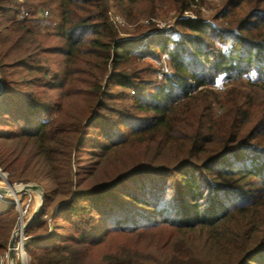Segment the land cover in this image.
<instances>
[{"label":"trees","instance_id":"1","mask_svg":"<svg viewBox=\"0 0 264 264\" xmlns=\"http://www.w3.org/2000/svg\"><path fill=\"white\" fill-rule=\"evenodd\" d=\"M8 1L0 0V21L15 10ZM107 1H47L59 12L58 47L39 44L37 37L47 35L35 36L28 25L32 19L7 17L0 22V128L8 118L26 123L0 132V167L10 170L18 163L20 144L29 147L31 162L48 167L44 178L54 184L48 192L42 188L41 208L24 231L30 264H264V0H223L214 20H226L225 26L203 21L193 7L196 0H172L180 15L177 36L149 39L139 54L118 39ZM113 1L134 18V5L141 4V14H153L158 0ZM144 3L151 9L146 11ZM48 53L64 56L63 67L51 77L43 65L42 55ZM160 55L169 60L171 73L151 89L153 82L142 79L148 67H138L136 59ZM219 76L230 85L222 93L212 89ZM242 78L260 91L259 101L232 85ZM111 84L114 92L108 91ZM49 90L55 99L50 95L48 104L43 96ZM126 91L132 101L128 109L123 107L129 111L125 117L137 123L118 137L102 130L105 143L98 152L115 166L121 149L130 145L136 150L129 159H136L126 163L131 165L128 171L116 169L109 183L72 191L69 149L82 120L102 112L99 118L111 125L107 101L117 94L124 97ZM76 100L83 104L82 114L65 112ZM214 103L224 106L223 112L216 114ZM52 111H57L56 118L29 119ZM7 139L18 142L9 145L14 151L1 143ZM142 173L151 177L147 190L139 188L145 198L131 193L122 197L149 208L152 215L146 222L135 225L131 219L137 211L127 208L103 213L97 205L104 202L105 191L130 174ZM58 195L65 196L59 211L72 226L65 236L51 233L52 226L41 219ZM16 214L13 205L0 201V251L8 245ZM108 218L117 224L103 229ZM158 228L168 231L162 246L174 244V253H95L113 235H143ZM41 231L47 233L35 235Z\"/></svg>","mask_w":264,"mask_h":264},{"label":"rangeland","instance_id":"2","mask_svg":"<svg viewBox=\"0 0 264 264\" xmlns=\"http://www.w3.org/2000/svg\"><path fill=\"white\" fill-rule=\"evenodd\" d=\"M43 1H46V3L42 2L41 0H9L8 4L14 7L15 10L10 14H3V16H1L3 17L2 21L0 22H5V20L3 19H7V17H10L14 20H20L23 18L32 19L31 22L28 23V25L34 30L35 36H38V34L47 35V37L45 36V38L39 36L37 37L38 41L40 42L39 44L42 46L58 47L60 43L57 34L59 12L56 10V4H50V2H47L49 0ZM224 4L225 3L223 0H196L195 4H193V7L199 12V16L203 21H213L215 24H221L225 26L227 22L226 20H214V17L218 14L219 10L224 6ZM107 5V15L111 24L116 29L118 39L126 41V45H128L127 48H129L130 50H134L137 54H139V49H142L143 44L147 43L149 39L156 41L167 36H177L178 27L175 25V21L179 18L180 15L175 8L176 5L172 2V0H158L152 8L153 14H141L138 11V9H143L140 7L141 4L139 3L134 5L133 7L135 9L132 10V12L133 14L135 13V16L139 14L137 18H135V16L134 18H128L127 16H125L124 13L120 11L119 7L114 4L113 0H108ZM142 5L144 8H146V11L151 9L150 7L145 6L147 5V3H144ZM42 57L44 58L43 65H45V67H47L49 70L48 77H51L55 72L63 67L61 62L64 56L61 53L43 54ZM136 61V65L138 67H148L144 71L145 74H143L142 79H150L153 82L151 89L162 85L165 75H169L171 73L170 62L164 55H160V57L156 60H150L148 58L142 59L138 57ZM133 66H135V64H133ZM21 77L25 78L26 75L24 74V76ZM247 81L248 78H242L238 81H235L232 85L242 93L251 95L253 98H255V100L259 101V99L261 98L260 91L256 88H249L246 83ZM227 83L228 81H226L223 76H219L216 79V83L212 89L217 93H222L230 87V85H227ZM108 91H115L112 84L109 86ZM126 93L128 94H126L124 97H121V95L119 96L117 94L115 98L107 101V107L111 109L110 116L113 117L111 119L114 120L111 125L104 124L100 119L102 118L100 117V115H102V112L97 113V115H99L97 117H95V114L93 113L88 118L82 120L79 136L77 137L76 141H74L73 146L69 149L70 161L67 168L72 181V191H89L92 188L97 189L100 187V185H102L101 183H109V180H107V178L112 176L116 169L120 170V172L128 171L131 165H128L126 163H132L133 159H136L135 156L129 159L130 155L133 154L136 150L133 149V146L130 145H127L123 147V149H121L118 155L120 157V159H118L119 163L117 162V165L115 166L111 165V160L107 159V156L102 157L100 155V152H98V145L105 143V139L103 136L104 133H102V130H108V132L116 134L118 137V135L122 136L128 134L130 131L129 127H132L137 123V121L131 120L130 118H128V116L125 117L126 115H129V111L127 109L130 107L132 101V94L129 93V91H126ZM50 95L52 99H55V96L52 95L49 90L47 91V94L43 96V101L48 102L49 104ZM123 107L127 109H124ZM83 109L84 108L81 101L76 100L66 107L65 112L82 114ZM117 110L120 111V115L118 117L116 116V114H114ZM213 110L216 114H219L223 112L224 106L218 103H214ZM57 115V111H52L51 114L49 113L46 115H30L29 119H31V121H43L56 118ZM6 120V123H4L0 128V132L17 129L18 127L20 128V126L24 128L26 125V123H24V125H22L23 123L16 124L14 122L15 120L11 118H8ZM117 125L119 129L114 128ZM9 139L1 143H3V146H7V150L14 151V147L9 145L17 144L18 142H16V140ZM20 143L25 142L20 141ZM19 147L20 149L22 148L21 151L23 154H21V159L18 161V163L13 164L10 170H1L5 174L6 180L11 185L24 186L36 184L41 188H44V190L48 192L49 189L54 186V184L49 183V181L44 178L48 167H39V165L37 166L35 159H31L32 162L29 160V158L27 157L29 147L23 148L20 144ZM66 166L67 164L64 165L63 169H65ZM1 168L2 167H0V169ZM150 180L151 177L149 176V173L130 174V176H127L125 180L118 182L107 191H105V196L103 197L104 202L97 206L102 209L103 213L108 212V210H112L113 213L119 214V212H121V209L123 208H127L128 212L129 210L131 212L137 211V214L131 220L135 222V225H142L146 222L147 216L152 215V213L147 210L149 208L145 207L144 205H136L135 203L132 204L130 201H126L122 197V194L131 193L134 194L135 197L143 200L145 198V194L143 193L144 191L140 190L139 188L141 187L142 189L145 188V190H147L150 184ZM4 186L5 181L0 176V187ZM62 197L65 196L58 195L51 203L49 202L48 206L45 208V211H43V215H45V217L42 215L41 219H45L48 225L52 226L51 233L65 236L68 234L72 226L65 221L63 217L65 212L63 210L61 212L59 211L61 207L60 200ZM24 199L26 200V197H24ZM34 205L35 204L32 205L33 209L26 217L34 213ZM40 208L41 206L38 207L37 212L40 210ZM163 212L164 211L162 210L161 213ZM123 215H125V213H123ZM54 217H57L59 219L55 220ZM110 219L111 218H108L106 221L103 220V229H107L111 225L117 224V222H113V220ZM15 223L13 225L9 241L7 243L8 245L10 244L13 230H15L16 227ZM118 224L125 228H130L131 226L130 224ZM45 233H42L41 231V233L35 235L39 236L40 234L41 236ZM167 237L168 231L166 229L160 228L147 229L143 235H113L107 240L105 246L100 247L99 250H97L95 253H105L107 251L127 253V249L131 250L130 253H136V250H140L141 253L142 251L143 253H168L166 250L169 251V249V253H174L171 252L174 251V244L171 246V248L162 246L163 243H165ZM33 245L35 246L39 244L33 243ZM6 248L4 249V251H1L5 252ZM1 251L0 255L2 253ZM30 258L31 257L29 255L27 264H30ZM144 264H152V262H145Z\"/></svg>","mask_w":264,"mask_h":264},{"label":"built area","instance_id":"3","mask_svg":"<svg viewBox=\"0 0 264 264\" xmlns=\"http://www.w3.org/2000/svg\"><path fill=\"white\" fill-rule=\"evenodd\" d=\"M0 176L5 181V186L0 187L1 190L5 192H0V201L13 205L17 210L16 216V227L13 230L11 239H13L12 244L8 245L5 252H2L0 255V264H27V259L29 255L26 253L24 245L27 241V236L24 231L26 222L30 218L31 214L26 217L29 212L33 209V204H35L36 210L41 206L42 201L40 197L43 198L42 188L41 190H31L24 189L23 185H11L6 180L5 174L0 169ZM18 187V190L15 194L11 192L12 188ZM3 188V189H2ZM26 197V200L24 199ZM24 199V200H23ZM12 254V257L10 255Z\"/></svg>","mask_w":264,"mask_h":264},{"label":"water","instance_id":"4","mask_svg":"<svg viewBox=\"0 0 264 264\" xmlns=\"http://www.w3.org/2000/svg\"><path fill=\"white\" fill-rule=\"evenodd\" d=\"M2 90H3V88H2V83L0 82V95L2 94ZM24 189L41 190V187H40L39 185H36V184H31V185H24ZM0 192L3 193V192H5V191L0 189ZM39 199H40V201H42V197H40ZM37 210H38V208H37V209L34 211V213L30 216V218H29L28 221L26 222V225H27L28 223H30V222L33 220V218L35 217V215H36V213H37ZM12 242H13V239H11V241H10V245L12 244ZM10 255H11V257H12V254H11V253H10Z\"/></svg>","mask_w":264,"mask_h":264},{"label":"bare ground","instance_id":"5","mask_svg":"<svg viewBox=\"0 0 264 264\" xmlns=\"http://www.w3.org/2000/svg\"><path fill=\"white\" fill-rule=\"evenodd\" d=\"M17 190H18V187H14V188H12L11 192H12L13 194H15Z\"/></svg>","mask_w":264,"mask_h":264}]
</instances>
